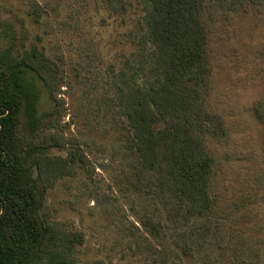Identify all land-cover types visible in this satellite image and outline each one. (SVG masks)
Instances as JSON below:
<instances>
[{
    "label": "trees",
    "instance_id": "16d2710c",
    "mask_svg": "<svg viewBox=\"0 0 264 264\" xmlns=\"http://www.w3.org/2000/svg\"><path fill=\"white\" fill-rule=\"evenodd\" d=\"M106 2L113 7L117 0ZM142 3L144 66L121 70L97 101V111L86 115L85 123L89 117L96 122L97 136L75 135L70 131L74 119L64 122L67 107L60 94L72 84L60 63L36 44L18 51L14 25L1 23L0 264H81L84 232L53 220L45 198L60 180L87 168L84 150L107 152L105 136L121 159L130 189L157 210L140 219L152 239L163 235V217L176 229L199 220L208 227L218 218L219 179L247 150L237 147L225 115L210 107L215 91L211 38L250 6L264 13V0ZM38 10H31L36 21ZM241 82L251 93L259 137L250 164L264 193V56ZM41 88L53 104L46 112L39 108ZM52 149H65L67 155L52 154ZM260 220L264 229V213ZM195 242L189 238L179 246L194 264ZM239 261L264 264V235L242 241Z\"/></svg>",
    "mask_w": 264,
    "mask_h": 264
},
{
    "label": "rangeland",
    "instance_id": "374dc122",
    "mask_svg": "<svg viewBox=\"0 0 264 264\" xmlns=\"http://www.w3.org/2000/svg\"><path fill=\"white\" fill-rule=\"evenodd\" d=\"M34 6L40 9L37 21ZM142 9V0H117L113 7L106 0H0V31L2 22H11L21 40L18 51L36 44L60 63L72 84L60 94L67 107L64 122L74 119L70 131L75 135L97 136L96 122L89 117L85 123L86 115L97 111V101L121 70L144 66ZM211 45L215 91L210 107L225 115L237 147L247 150L219 179L218 218L208 227L199 220L176 229L163 217V235L152 239L140 219L157 210L130 189L121 159L105 136L107 152L84 150L87 168L71 180H60L45 198L53 220L84 232L81 264H194L179 247L189 238L196 240V264H242V241L264 235L259 227L264 193L250 164V153L259 146L258 130L250 113V90L241 82L250 65L264 56V13L250 6L226 31L213 35ZM76 67L81 68L80 81ZM52 105L41 88L40 110ZM51 153L67 155L65 149Z\"/></svg>",
    "mask_w": 264,
    "mask_h": 264
},
{
    "label": "water",
    "instance_id": "95a60500",
    "mask_svg": "<svg viewBox=\"0 0 264 264\" xmlns=\"http://www.w3.org/2000/svg\"><path fill=\"white\" fill-rule=\"evenodd\" d=\"M38 176V169H37V166H34V175H33V178L36 179Z\"/></svg>",
    "mask_w": 264,
    "mask_h": 264
}]
</instances>
